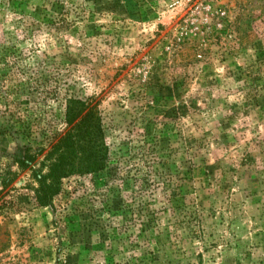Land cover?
<instances>
[{
    "label": "rangeland",
    "instance_id": "obj_1",
    "mask_svg": "<svg viewBox=\"0 0 264 264\" xmlns=\"http://www.w3.org/2000/svg\"><path fill=\"white\" fill-rule=\"evenodd\" d=\"M68 95L107 161L41 206ZM0 264H264V0H0Z\"/></svg>",
    "mask_w": 264,
    "mask_h": 264
},
{
    "label": "trees",
    "instance_id": "obj_2",
    "mask_svg": "<svg viewBox=\"0 0 264 264\" xmlns=\"http://www.w3.org/2000/svg\"><path fill=\"white\" fill-rule=\"evenodd\" d=\"M14 107L19 110L30 109L27 101L15 96ZM60 129L46 136L45 145H31L19 159L22 168H27L45 152L49 161L48 172L35 175V198L39 205L51 204L53 196L59 191L62 178L71 175L96 173L104 169L107 161V148L104 142V129L95 104L73 95L64 97V119ZM31 140V139H30Z\"/></svg>",
    "mask_w": 264,
    "mask_h": 264
}]
</instances>
